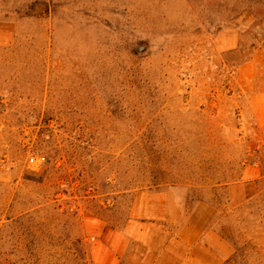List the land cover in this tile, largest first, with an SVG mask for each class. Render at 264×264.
<instances>
[{"label": "rangeland", "instance_id": "obj_1", "mask_svg": "<svg viewBox=\"0 0 264 264\" xmlns=\"http://www.w3.org/2000/svg\"><path fill=\"white\" fill-rule=\"evenodd\" d=\"M262 87L264 0H0V264H95L171 186L199 258L264 264Z\"/></svg>", "mask_w": 264, "mask_h": 264}, {"label": "crops", "instance_id": "obj_2", "mask_svg": "<svg viewBox=\"0 0 264 264\" xmlns=\"http://www.w3.org/2000/svg\"><path fill=\"white\" fill-rule=\"evenodd\" d=\"M241 67L256 73L255 53ZM250 97L258 109H264L263 87ZM143 201L147 203L142 208ZM135 203L122 229L110 228L94 239L92 234L88 236L92 238L89 253L95 264H121L123 258L130 264H208L199 254L212 253L202 240L204 234H214L209 231V218L197 209H186L178 188L141 191Z\"/></svg>", "mask_w": 264, "mask_h": 264}, {"label": "built area", "instance_id": "obj_3", "mask_svg": "<svg viewBox=\"0 0 264 264\" xmlns=\"http://www.w3.org/2000/svg\"><path fill=\"white\" fill-rule=\"evenodd\" d=\"M46 161L45 156L39 153L30 154L27 158V162L31 166H40Z\"/></svg>", "mask_w": 264, "mask_h": 264}]
</instances>
